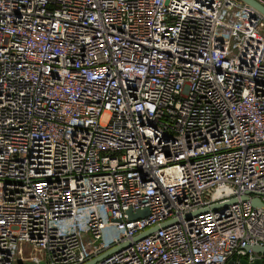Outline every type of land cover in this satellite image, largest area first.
Returning <instances> with one entry per match:
<instances>
[{
	"label": "built area",
	"instance_id": "obj_1",
	"mask_svg": "<svg viewBox=\"0 0 264 264\" xmlns=\"http://www.w3.org/2000/svg\"><path fill=\"white\" fill-rule=\"evenodd\" d=\"M253 247L262 15L238 0H0V264H264Z\"/></svg>",
	"mask_w": 264,
	"mask_h": 264
},
{
	"label": "water",
	"instance_id": "obj_2",
	"mask_svg": "<svg viewBox=\"0 0 264 264\" xmlns=\"http://www.w3.org/2000/svg\"><path fill=\"white\" fill-rule=\"evenodd\" d=\"M238 1H240L241 3L247 5L250 9L256 11L257 13L262 15V17L264 18V6H262L261 4L256 2L255 0H238ZM252 204L253 205H259V202L254 200V201H252ZM145 215H147V211H139V212H137L135 214L130 213V211L128 212V217L131 220L137 219L138 217H144ZM251 250H252V252L254 254H259V255L264 254V248L253 247V248H251ZM93 263H94V261H91V262H88L86 264H93ZM228 264H231V262H229ZM240 264H262V259L257 258L252 263H248V262L242 260L240 262Z\"/></svg>",
	"mask_w": 264,
	"mask_h": 264
},
{
	"label": "rangeland",
	"instance_id": "obj_3",
	"mask_svg": "<svg viewBox=\"0 0 264 264\" xmlns=\"http://www.w3.org/2000/svg\"><path fill=\"white\" fill-rule=\"evenodd\" d=\"M256 256H260V257H263V255H259V254H256Z\"/></svg>",
	"mask_w": 264,
	"mask_h": 264
}]
</instances>
